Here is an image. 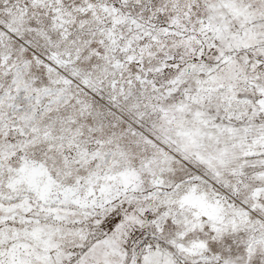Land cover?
<instances>
[{
  "label": "snow or ice",
  "instance_id": "snow-or-ice-1",
  "mask_svg": "<svg viewBox=\"0 0 264 264\" xmlns=\"http://www.w3.org/2000/svg\"><path fill=\"white\" fill-rule=\"evenodd\" d=\"M0 264H264V0H0Z\"/></svg>",
  "mask_w": 264,
  "mask_h": 264
}]
</instances>
